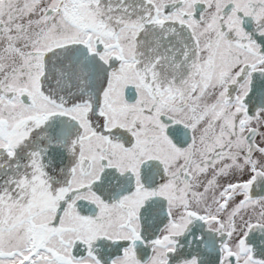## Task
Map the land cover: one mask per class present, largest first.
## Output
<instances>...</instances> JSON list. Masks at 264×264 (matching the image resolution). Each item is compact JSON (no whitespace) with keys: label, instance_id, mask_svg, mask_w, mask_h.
Listing matches in <instances>:
<instances>
[{"label":"snow or ice","instance_id":"obj_1","mask_svg":"<svg viewBox=\"0 0 264 264\" xmlns=\"http://www.w3.org/2000/svg\"><path fill=\"white\" fill-rule=\"evenodd\" d=\"M0 264H264V0H0Z\"/></svg>","mask_w":264,"mask_h":264}]
</instances>
